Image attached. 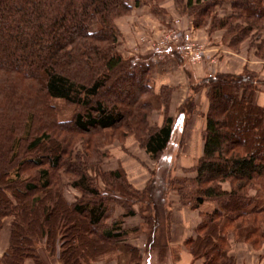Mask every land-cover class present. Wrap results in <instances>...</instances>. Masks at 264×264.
I'll list each match as a JSON object with an SVG mask.
<instances>
[{
	"label": "trees",
	"instance_id": "1",
	"mask_svg": "<svg viewBox=\"0 0 264 264\" xmlns=\"http://www.w3.org/2000/svg\"><path fill=\"white\" fill-rule=\"evenodd\" d=\"M164 1L149 0L148 5L153 13H163L158 5ZM140 2L0 0V234L5 219L13 218L10 247L0 264L27 260L43 264L39 244L61 264H85L86 258L90 264L99 258L97 244L117 249L126 241L124 220L135 216L133 205L140 193L127 192L125 199L115 196V185L124 180L121 171L109 174L115 188L100 192L88 173V157L96 148L89 140L107 131L116 137L120 132L124 139L134 134L156 160L172 140V119L161 128L149 124L154 103L147 98L155 94L154 65L141 57L125 58L118 51L121 34L116 20L132 14ZM176 2L182 15L195 17L196 26L213 16L217 7L229 4L233 15L218 21V27L237 31L235 21L247 22L240 28L239 40L263 30L264 0ZM206 82L210 108L204 155L197 178L190 182L194 188L186 193L183 186L180 191L194 211L207 204L214 208L201 212L197 238L187 246L205 264H235L227 242L231 231L253 247L264 240L263 223L258 222L264 213L261 200L248 197L257 180L264 189V108L255 103L264 88L250 73L219 75ZM162 91L170 98L168 88ZM55 101L76 108L70 120L60 119ZM86 140L88 160L83 163L75 148ZM61 170L73 176L82 201H66ZM226 182L232 183L231 192L223 190ZM109 199L127 209L122 218H112ZM147 220L155 226L154 219ZM154 233L151 246L158 238ZM122 250L130 254V264H141L137 248L126 244Z\"/></svg>",
	"mask_w": 264,
	"mask_h": 264
},
{
	"label": "rangeland",
	"instance_id": "2",
	"mask_svg": "<svg viewBox=\"0 0 264 264\" xmlns=\"http://www.w3.org/2000/svg\"><path fill=\"white\" fill-rule=\"evenodd\" d=\"M140 1V4L145 3L148 5L149 3V0ZM167 3L174 6V9L179 16L187 19H184L185 21L178 19L171 21L168 24L166 23V25H160L162 28L156 26V23L154 22L147 21V23L150 24V31L148 32L146 22L131 19L134 12L133 10L132 14L116 20V25L119 30L122 28L129 29L126 35L120 30L121 37L118 51L125 58H144L142 57V51H145L154 58L153 61L156 63L167 59L168 53L172 49L179 52L178 55L181 60L184 61L185 66L187 65L189 68V72L187 71V80L190 90L189 95L180 99L181 101L183 100V103L178 109H173L172 100L175 92L174 89L168 88L171 93L170 98H168L166 97L168 95L164 94V91H162V88L164 87L159 91L158 88L155 87L152 78V85L155 89V94L148 96L147 100L150 99L154 103V109L149 118L151 128L163 127L167 119H172L174 125V123L181 117L180 120L182 125L180 128L183 127L184 132L181 136V140H176L174 142L172 140L170 142L168 149L159 160L153 159L146 152L143 143H141L134 134L128 135V137L124 139L121 137L123 134L120 132L117 133L118 135L116 137L114 131H107L103 136L96 137L95 140H89L90 145L96 147L95 151H92L91 156L88 157L91 162V167L88 170V173L95 181V186L102 193L108 192L109 190L111 191L116 186L114 190L115 196H121L124 199L127 197V192L130 193L134 190L138 191L140 195L138 198L136 197V203L133 205V209L135 215L138 214L140 218H142V227L127 230L129 233L125 237L126 241L120 243L117 246V249L102 242L97 244L99 248L97 252L100 253L99 258L97 257V260L92 261L90 264H113V262H117V264L132 263L130 254L124 252L122 249L126 244L132 245L130 242L133 237L140 236L143 231L149 238L147 250L151 251L156 248L159 249L161 237L156 239V244L154 243L155 246L150 245V239L152 233L155 232V237L156 234L158 235L160 233H156L157 227H159L161 233L167 231L168 223L166 222V218L170 215L173 205L176 206L175 210H178L179 208H188L194 211L190 205L185 204V199L182 198L183 195L180 189L185 186L184 189L186 190L184 192L189 193L192 188H194L190 182L197 178V166L200 159L203 157L202 156L199 159L198 153L203 145V141L205 142V134H202L204 122L202 113L205 110L206 105H209L210 108V88L207 86V79L219 75L239 77L250 73L255 75L256 79L261 83V87L264 88V78L262 77V74L247 68V65L250 62L255 61L257 63H262L263 67L261 69L264 70V25L263 30L257 29L246 38L239 40L237 35L240 34V28L246 27L248 24L247 22L242 19L235 21L234 26H238L239 28L237 31H228L227 29H221L218 27V21L227 18L229 15H233L234 9H232L229 4L217 7L213 16L196 26L194 16L187 14L182 15L180 13V8L176 0H165L160 3L158 6L163 13L155 14L151 8H149L154 16L161 19L166 13V9L163 7H167ZM133 5L135 4L133 3ZM188 19L191 21L190 26H193L191 27V30L184 24ZM156 29L158 31H156ZM127 40L129 43H135V45H130ZM243 59L246 66L240 74H237L235 72L237 71V67L244 63ZM199 66L202 67L203 73L206 72V75L200 80L191 76L194 73L193 70ZM174 68H176L175 65H172L168 69L173 70ZM202 93L207 99L206 101L199 102L200 97L203 96ZM258 94H264V90L257 93L256 96ZM256 96L255 103L257 104ZM54 104L57 106L60 119L63 121L70 120L76 112V108L67 105L64 101H55ZM161 122L163 123L160 126L159 124ZM178 136L179 135L177 134L176 137ZM86 142H88V140L78 142L75 148L81 153V158L78 160L83 163L88 160L86 159L87 157L85 158V149L87 148L85 147ZM117 171L122 172L124 180L122 182H117L118 184L114 186L116 181L110 179L109 174ZM65 172V170H61L59 173L61 184L63 185L64 198L70 204L82 201L84 197L83 193L73 186V176L68 173L66 174ZM261 183V180L256 181V185L249 190L248 197L251 199H260V206L264 209V189L261 188ZM121 185L124 187L122 190ZM222 187L226 192H231L233 188L231 182L224 183ZM85 199L87 200L88 197L84 198V200ZM108 203L111 204V208L113 207L112 218L114 220L122 218L127 213V209L119 203L111 202L110 199L108 200ZM212 206L214 207V205ZM121 212L124 213V215L117 216ZM41 217L42 214L40 218ZM81 219L82 217L78 218V224ZM147 219H154L156 227L152 223L151 225L149 223L150 221ZM8 220L13 221V218L9 217L5 219V221ZM258 222L263 223V226L260 228L264 229V213L260 215ZM84 238L87 241V237ZM162 238L164 241V236H162ZM239 239H236V236L232 231L227 235L229 251L231 248L230 241L249 245L256 251H260L264 247V240H260L261 244L253 247L250 243L245 242L244 238L241 236ZM37 247L38 254L43 264H61L58 256L51 255L49 249L47 250L44 245L39 244ZM138 250L140 251V249ZM2 257L0 258V261ZM233 260L236 264V259L233 258ZM30 261L35 264L33 260ZM87 262L88 260L86 258L84 263L87 264Z\"/></svg>",
	"mask_w": 264,
	"mask_h": 264
},
{
	"label": "crops",
	"instance_id": "3",
	"mask_svg": "<svg viewBox=\"0 0 264 264\" xmlns=\"http://www.w3.org/2000/svg\"><path fill=\"white\" fill-rule=\"evenodd\" d=\"M169 6V7H168ZM166 9V13L163 15L161 19H158L156 16L153 15L149 6L147 4H140L138 7L134 8V12L131 16L132 20H140L146 22V27L148 32L150 31V27L147 23L154 22L156 26H160L163 24L166 25L171 21L174 20H184L187 18L181 17L177 14L172 4L167 3V7H163ZM180 17V18H179ZM185 21V20H184ZM183 21V22H184ZM189 21V19H188ZM184 22L185 26L188 29H192L190 26L191 21ZM120 23V22H119ZM122 24V20H121ZM160 26V28H162ZM159 28V29H160ZM158 29V28H157ZM156 29V31H158ZM121 32L126 35L129 29L122 28L120 29ZM160 31V30H159ZM129 43V41L127 40ZM130 45L134 46L135 43L130 42ZM142 57L146 59L147 63H152L154 65V70L152 74L153 82L155 87L160 89L162 87L172 88L174 89L173 100H172V108L178 109L180 105L183 103V99L187 97L190 93L189 84L187 80V71L189 72L188 66L184 64V61L181 60L180 56L178 55L179 52L174 51L173 49L170 50L168 53L167 59L160 61L158 63L154 62V58L151 57L148 52L142 51ZM179 59V60H178ZM241 65L237 67V71L235 73L240 74V72L245 68L246 63L243 59ZM172 65H175L176 68L173 70L168 69ZM204 65V64H203ZM202 66V65H201ZM263 67L262 63L257 62H250L247 65L249 70L260 72L262 77L264 78V70L261 68ZM194 73L191 75L193 78H198L199 80L202 79L206 72H202V67L195 68ZM205 93V92H203ZM202 93V94H203ZM201 96V95H200ZM199 99V97H198ZM207 97L205 95L200 97L199 102L206 101ZM179 100V101H178ZM256 102L259 106L264 107V94H258L256 96ZM209 105H206L205 110L203 111L202 115L204 117L203 122V130L202 134H205L206 127H207V113H208ZM181 117L174 123L173 125V142L176 140H181V136L183 135L184 129L183 127L180 128L182 125ZM163 122L159 125L161 126ZM177 134L179 135L178 137ZM171 140V141H172ZM205 142L203 141L202 147L199 149L198 158L200 159L204 154ZM176 206L173 205L171 208L170 215L167 216L166 222L168 223L167 231H163L158 228L157 232H160L157 237H161V242L159 245V249H153L151 251L147 250L149 238L142 231L140 236L133 237L131 240L132 246L140 249L141 251V264H205L204 259H196L193 257L192 253L190 252L187 244L188 242L195 240L197 236V229L201 225L202 218L201 212L203 210H211L214 207L211 204H207L202 208V211H192L188 208H179L176 209ZM124 213H119L117 216H123ZM169 217V218H168ZM117 218V217H116ZM117 220V219H115ZM169 220V221H168ZM11 225L12 220L5 221V225L3 230L0 234V258L7 252L10 246V238H11ZM142 227V218L137 214L135 216H131L124 220V230H132ZM168 234V235H166ZM162 236H164V241ZM230 251L229 256L236 259V264H264V247L260 251L254 250L251 246L243 244V243H236L234 241H230ZM26 264H33L32 261L28 260ZM113 264H117V262H113Z\"/></svg>",
	"mask_w": 264,
	"mask_h": 264
},
{
	"label": "built area",
	"instance_id": "4",
	"mask_svg": "<svg viewBox=\"0 0 264 264\" xmlns=\"http://www.w3.org/2000/svg\"><path fill=\"white\" fill-rule=\"evenodd\" d=\"M159 50V49H158Z\"/></svg>",
	"mask_w": 264,
	"mask_h": 264
}]
</instances>
